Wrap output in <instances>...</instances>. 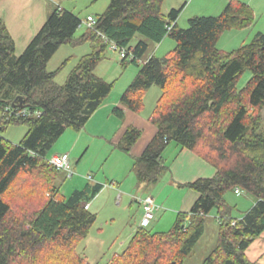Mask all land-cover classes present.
Masks as SVG:
<instances>
[{
	"label": "trees",
	"instance_id": "obj_1",
	"mask_svg": "<svg viewBox=\"0 0 264 264\" xmlns=\"http://www.w3.org/2000/svg\"><path fill=\"white\" fill-rule=\"evenodd\" d=\"M163 1L108 0L93 28L80 34L79 16L55 5L18 55L0 18V264H91L78 245L96 221L84 204L102 184L63 196L56 183L60 171L48 162L46 152L66 129L80 130L111 94L113 82L94 72L108 46L103 36L131 53L120 58L123 67L138 66L113 114L122 118V106L141 112L150 86L161 89L149 116L156 132L132 165L139 185H154L167 171L162 153L170 142L192 150L215 169L211 177L182 184L198 197L188 211L175 214L168 231L138 226L124 250L107 264H183L213 209L217 240L200 264H253L245 250L264 231V135L259 133L264 34L256 33L249 42L225 51L217 46L222 32L254 22L247 4L230 0L220 14L194 16L187 28H178L182 7L164 14ZM137 35L141 37L132 44ZM165 37L174 40L173 49L145 58L149 44ZM86 42L91 51L78 59L63 84L56 83L59 67L49 70V60L61 45ZM246 70L250 77L238 88ZM22 109L29 114L12 113ZM12 124L27 126L18 143L2 135ZM140 133L128 126L115 147L129 153ZM234 187L255 198L238 219L231 217L232 208L224 199ZM39 192L44 194L38 196Z\"/></svg>",
	"mask_w": 264,
	"mask_h": 264
},
{
	"label": "rangeland",
	"instance_id": "obj_2",
	"mask_svg": "<svg viewBox=\"0 0 264 264\" xmlns=\"http://www.w3.org/2000/svg\"><path fill=\"white\" fill-rule=\"evenodd\" d=\"M47 1L49 4H53V6L59 5L65 9L68 8L76 13L81 20L85 19L87 15L96 17L101 14L107 7L108 3V0ZM210 1L212 0H199V2L204 5L202 7H197L195 3H192L187 7L190 2L189 0H164L162 11L166 14L171 8L182 7L176 20L177 26L178 28H187L189 18L194 16L211 15L205 14L212 8ZM193 5L196 8L192 7ZM85 28L86 26L81 25L76 34H80ZM140 37L141 36L137 35L133 38L131 43L133 44ZM174 45V40L167 37L158 47H156L155 54L152 55L161 57L172 50ZM151 49L152 48H150L148 52L151 51ZM90 51L91 45L89 42L75 46L64 44L48 66L53 70L59 67L54 81L58 84H63L69 72L76 65L78 59ZM145 56L148 55L146 54ZM120 57L121 56H119L117 51H114L107 46L104 58L98 63L94 70L96 75H99L109 82H113V89L111 94H109L111 96L117 92L122 93L138 71V66L133 63H129L123 67ZM249 77L250 72L248 70L244 71L239 76L237 87L240 88L245 85ZM160 93L161 89L156 85L150 86L146 91L143 98V107L140 113L143 118H149L151 112L154 110L153 108L155 107L156 100ZM260 118L261 124L259 133L264 135V107L260 110ZM26 131L27 126L25 124H12L5 128L2 135L5 140L7 139L12 143H18ZM75 133L76 132L72 129H66L46 152L47 158H50L53 154H61L62 151L67 150V148L75 141ZM82 142L83 139L80 140L77 148L69 157L74 173L71 177H66L63 172H60L57 177V183L60 185V191L65 197H68L73 190L81 189L86 183L91 182V180L89 181L90 178H87L91 175L100 178L104 187H107V189L99 194L96 199V205L99 207L96 213V221L91 227L88 236L78 245L79 252L81 244L86 242L85 244L87 248L83 253L84 255H87V260L91 262V264H107L114 253H121L130 240V235L133 233V230H130L131 227L135 228L138 226L141 220L142 211H138V205L135 201H133L134 205L131 207L126 206L124 208L125 200L120 205L117 204L118 200L115 198L117 194H121V192H118L115 197L112 196V199H107L108 192L110 188H112L109 186V183L114 179L118 180L117 176L119 172L130 176V183L132 186H130L131 191L129 190V192L136 193L134 194L136 195V200L137 197L144 195H150L153 197L157 210L154 219L148 226L153 232L168 231L174 224L176 218L175 214H177L182 207L188 206L191 203L192 198L189 199V196L194 194L195 191L179 184H176L175 186L169 181L167 184H164L167 181L163 178L164 175L156 184L152 185L147 190L143 191L140 188L138 189V187L135 186L137 179H133V181L131 179L132 177L135 178L134 172L132 171L130 173L128 168L122 170L125 163L124 158H126L124 156L126 155L113 152L108 145H103L100 139H95L94 141L91 139L90 148L87 150L81 149ZM174 145V142H170L169 146ZM167 155L169 158L172 157V153L170 152L167 153ZM165 165L168 166L167 164ZM168 171L166 173H168ZM128 173L130 175H128ZM125 181L126 177L124 182ZM41 192L38 193V196L44 194ZM253 198V195L242 190L240 194H234V190H227L224 194L225 201L232 208L231 217L235 219L242 217L244 212L252 207ZM127 219H130L129 224H126ZM204 228L203 235L198 242H196L195 247L185 258L183 264H200L214 248L218 231L216 209H213L205 216ZM257 238L263 239L264 231Z\"/></svg>",
	"mask_w": 264,
	"mask_h": 264
},
{
	"label": "crops",
	"instance_id": "obj_3",
	"mask_svg": "<svg viewBox=\"0 0 264 264\" xmlns=\"http://www.w3.org/2000/svg\"><path fill=\"white\" fill-rule=\"evenodd\" d=\"M189 1L190 2L187 7H189L192 3H195L197 7L204 6L199 2V0ZM229 1L230 0L210 1L212 8L209 9L207 11L208 13L205 14H211L212 16H214V14H220ZM238 1L247 4L252 9V11H254V22L251 26L246 28L223 31L219 39H217V46L225 51L236 49L240 45L249 42L256 33L264 34V0ZM53 7V4H49L47 0H0V18L4 21L7 30L9 31V34L13 39L15 45V53L17 55L24 50L27 44H29V41L40 29L46 19L47 14L53 9ZM192 7L196 8L194 5ZM166 38L167 37H165L162 41H164ZM162 41L160 43H150L149 49H152L151 51L147 52L148 56L144 57L148 58L149 55L151 56L152 54H155L156 47H158L162 43ZM63 46L64 45H61L49 60L47 64V68L49 70H53L48 66L51 63L53 57ZM120 95L121 93L118 92L112 96L108 95L101 103V105L95 110V112L89 117L85 125L80 130L75 131L76 133L74 134V143L70 145L67 150L62 151V153L65 152L68 154V157H70L73 151L77 148L81 139H83V142L81 144V149L83 150H87L88 148H90L89 146L91 143V139L93 141L95 139H100L101 143H103V145L105 146L108 145L113 152L126 155L124 156L126 158H124L125 163L122 167V170H126L128 168L129 172L131 173L134 157H137L142 153L147 143L151 140L152 136H154L156 127L150 122L149 118H143L140 115L141 112H134L126 107L124 108V106H122L124 111L122 118H119L115 114H113V107L120 106ZM128 126H135L141 131V133L139 135V138L132 145L130 152L125 153L117 149L115 147V144L119 141ZM169 145L165 147L166 149H164L162 153V159L164 163L168 165L167 171L169 170L168 173H166V171L163 176V178L167 180L164 184H167L169 181L175 186L176 184L182 186V184L191 182L197 178L211 177L214 175V167L204 159H202L195 152L187 148H180V146L176 143L174 146ZM169 152L172 153L171 158H169L167 155V153ZM69 164L71 166L70 158ZM128 175L130 174L128 173ZM117 177L118 180H113L112 178V182H114V185L112 186V188H110L107 199H112V196L115 197L118 192H121V194L118 193L115 198L118 200L117 204L120 205L125 200V208L126 206H133V201H135L138 205V211L140 210L141 212L142 207L136 200V195H134L136 193L129 192L130 186H132V184L130 183V176L124 175L122 174V172H119ZM125 177L126 181L124 182ZM89 178L88 179L89 181L91 180V182L86 183L82 188L86 186H94L97 183L102 184V180L98 177H93L91 175ZM131 179L133 181V179H136V177H132ZM135 186L138 187V189L140 188L141 190L145 191L152 185H146L144 183L139 185V183L136 181ZM106 189L107 187H104V185L102 184L101 189L88 201V208L91 212H95V214L97 213L99 207L96 205V199L98 195ZM197 197L198 194L195 191L194 194H191V196H189V199L192 198L191 203L188 206L182 207L178 212L188 211ZM254 202L255 199L253 198V204ZM129 222L130 219H127L126 224H129ZM138 226H140V222ZM138 226H136L135 228L131 227L130 230H133L132 232H134ZM85 243L86 242H83L79 249V252L83 255V252L87 248ZM245 254L250 262H253V264H264V238H257L252 241L248 248L245 250ZM84 256L87 258V255Z\"/></svg>",
	"mask_w": 264,
	"mask_h": 264
},
{
	"label": "built area",
	"instance_id": "obj_4",
	"mask_svg": "<svg viewBox=\"0 0 264 264\" xmlns=\"http://www.w3.org/2000/svg\"><path fill=\"white\" fill-rule=\"evenodd\" d=\"M95 24V17L91 15H87L85 19L82 20L81 25H84L88 28H93ZM170 29V28H168ZM104 37V41L107 42L108 46L119 53V56L122 57H131V53H128V51L125 48H120L117 46V44L112 41L108 40L106 36ZM15 114V117H20V116H27V110L22 109V110H16L12 112ZM38 114V112L36 113ZM48 162L55 167L60 172H63L66 177H71L72 174L74 173L72 167L69 164V157L67 153H61V154H53L50 158H48ZM88 176L87 178H89ZM113 182L109 183V186H112ZM234 193L240 194L241 190L238 187H234ZM137 201L142 207V216L140 220V226H147L149 225L152 220L155 217V213L157 210V206L154 203L153 197L150 195H144L141 197H137ZM84 207L87 208L88 204H84ZM218 218V217H217ZM234 222V221H233Z\"/></svg>",
	"mask_w": 264,
	"mask_h": 264
}]
</instances>
